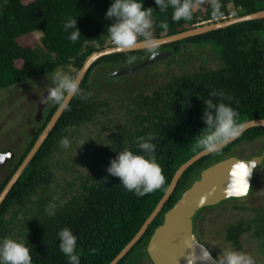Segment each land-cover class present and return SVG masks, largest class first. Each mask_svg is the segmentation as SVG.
<instances>
[{"label": "trees", "instance_id": "obj_1", "mask_svg": "<svg viewBox=\"0 0 264 264\" xmlns=\"http://www.w3.org/2000/svg\"><path fill=\"white\" fill-rule=\"evenodd\" d=\"M110 2L111 0H0V90L30 77L51 74L54 69L61 67H70L69 73H77L85 58L105 47L106 40H110L107 27L114 20L105 17ZM190 2L192 6L198 4L191 17L173 21L171 7L159 12L154 0H143L144 8L151 7L154 10L153 37L180 32L202 21H219L264 8V0ZM258 2L261 4L259 7ZM70 16L76 17L81 34L75 42L70 41L69 32L63 30V22ZM36 31L40 32L39 37H36ZM262 31L264 19H259L157 46L155 51L169 49L173 52L168 59L171 63H176L178 70L166 69L163 77L139 87H125L126 91L106 85L111 80L107 75L113 69L107 70L101 64L107 67L114 64H120L121 67L135 65L146 58L151 50L115 53L96 60L80 84L85 97H72L51 133L1 203L0 238L10 236L28 243L32 264H69L68 258L59 250L57 235L61 228L68 227L78 237L80 264H108L154 209L175 170L203 149L199 139L206 131L203 119L205 100L212 99L214 103L231 105L237 113L238 123L255 118L264 119V41L259 36ZM140 40L143 37H139L138 41ZM206 42H211L218 50L221 60L219 65L195 69L175 62V56L184 46L202 45ZM110 45H113L111 40L107 46ZM129 57L135 59L129 60ZM165 60L167 59L163 61ZM98 65L100 69L92 74L93 68ZM99 80H102V84H97ZM102 88L108 89L100 91ZM213 91L217 93L216 96L210 95ZM220 93L223 95H219ZM56 107L54 101L47 104L43 119L38 122L34 136L22 153H14L12 159L8 158L0 191ZM101 116L104 119L113 116L117 118L115 129L112 128L111 131L112 142L101 150L107 156V161L97 169V160H94L96 176L81 175L79 180L83 181L73 194L62 197L59 201L54 199L52 183L57 178V172L52 165L57 161L53 157L54 153L61 149L60 139L70 135L80 136L79 129L91 123L97 125ZM149 134L155 137L152 141L156 145L154 155L165 180L161 188L138 197L120 184L119 177L111 176L107 168L120 149L143 154L136 138L147 137ZM258 137L264 138V127L249 128L233 142L202 157L187 168L163 209L117 264H129L134 253L135 264H139L142 262L139 254L142 252L152 264L144 250L149 237L162 223L163 213L173 206L194 175L212 160L215 161L218 154H227L238 143ZM198 146L200 148L196 149ZM49 202L56 205L55 215L45 212ZM238 229L231 228L225 235L235 247L239 244L238 237L242 232L237 231ZM262 235L260 245L264 249V227L257 226L254 236Z\"/></svg>", "mask_w": 264, "mask_h": 264}, {"label": "rangeland", "instance_id": "obj_2", "mask_svg": "<svg viewBox=\"0 0 264 264\" xmlns=\"http://www.w3.org/2000/svg\"><path fill=\"white\" fill-rule=\"evenodd\" d=\"M197 5L196 3L192 6L191 13L196 10ZM257 6L259 7L261 4L258 2ZM35 35L39 37L40 32L36 31ZM259 36L264 41V31ZM109 44L110 40L108 39L104 46ZM174 59L175 62L182 64V66L189 65L190 67H195V69L198 67L213 68L221 62L218 50L211 42H206L202 45L184 46ZM175 65L176 63H171L169 59L162 60L128 74V77L112 78L106 85L115 86L120 90H124L123 88L125 87H139L147 84L146 82L152 83L156 79L163 77L166 69L177 71L178 69L176 70V68L178 67ZM65 68L61 67L58 69L69 73L70 67ZM52 74L30 77L21 83L0 90V153L6 152L9 149L17 155L21 154L29 140L34 136L39 126V123L34 121L36 103L39 101L40 94L50 84ZM107 89L102 88L100 91H107ZM52 101L50 99L48 104ZM116 121L117 118L115 116L109 119H104L101 116L97 125L94 126L91 123L79 129L80 136H68L67 138L70 141L69 148L61 146L60 151L58 150L54 153L53 157L57 161L52 166L53 170L57 172V178L52 183V187L55 191L54 198L56 200L59 201L60 198L73 194V191L83 181L79 180L81 175L91 174L96 176L93 169L95 168L93 166L94 160H97V169L104 166L107 156L101 150L107 148L112 142L111 131L112 128L113 130L115 129ZM260 147L261 143L259 141H243L235 145L232 151L242 154L244 152L247 156L259 150ZM198 148L200 146L196 147V149ZM225 157H227L226 154L220 153L215 158L216 160H221ZM4 176L5 170L1 169L0 182ZM249 193L251 196L246 199L230 201L215 208L206 209L201 213V222L199 221L201 229L199 228L198 230L202 241L207 243L217 255L225 248H233L250 254L255 264H264V249L259 247L260 241L251 232H244L238 238L239 244L235 247L230 241L225 239L222 228L223 224H225L232 227L240 226L247 229V231L252 230L253 224L251 221L255 211L264 209V169H257L254 173ZM215 231H217L216 234ZM144 250H146V247ZM139 251L142 252L141 249ZM139 256L142 260L139 264H151L143 252ZM135 257L134 253L128 263L135 264Z\"/></svg>", "mask_w": 264, "mask_h": 264}, {"label": "clouds", "instance_id": "obj_3", "mask_svg": "<svg viewBox=\"0 0 264 264\" xmlns=\"http://www.w3.org/2000/svg\"><path fill=\"white\" fill-rule=\"evenodd\" d=\"M154 3L158 6L159 12H164L171 7L173 21L191 17L192 4L190 0H154ZM214 7L216 6L214 5ZM153 11L151 7H143V0H111L105 17L114 20V22L107 27V32L118 51L133 49L138 43V38L143 37V43L151 50V54L155 55L158 41L152 34ZM206 23L208 22L206 21ZM63 30L69 32L68 39L72 42L77 41L81 36L77 28L76 17H68L63 22ZM134 59L135 57H129V60ZM80 80V72L71 74L58 68L54 69L51 82L47 87L48 95L43 100L52 99L58 109H65L69 98L85 97L86 94L80 87ZM210 95L216 96L217 93L213 91ZM219 95L222 96L223 93ZM204 103L206 108L203 119L206 131L200 137L199 143L205 152L219 151L222 146L238 137L247 125L237 122V113L231 105L223 102L214 103L212 99H207ZM136 139L139 142L138 148L143 151V154L134 153L129 149H120L115 158L110 160L107 172L111 176L119 177L120 184L126 190L142 197L161 188L165 178L154 155L156 145L152 141L155 137L149 134L147 137L140 136ZM60 145L63 148H69V139L62 137ZM240 167L242 170L246 168L243 164ZM251 171V168H247V171L243 173L242 183L245 191L249 188L247 177ZM55 208L56 205L49 202L45 212L48 215H55ZM57 235L59 250L68 258L69 264H80V254L77 252L78 237L68 227L61 228ZM187 247L190 245L187 244ZM200 249L199 257L194 254L190 255L187 258V264H195L197 259L201 261L213 259L211 252L204 245H201ZM0 264H32L28 243L10 236L0 238ZM215 264H255V262L252 256L244 251L225 248L215 258Z\"/></svg>", "mask_w": 264, "mask_h": 264}, {"label": "water", "instance_id": "obj_4", "mask_svg": "<svg viewBox=\"0 0 264 264\" xmlns=\"http://www.w3.org/2000/svg\"><path fill=\"white\" fill-rule=\"evenodd\" d=\"M259 19H264V8L240 16H229L228 18H225L223 20H216L214 22L196 25L192 28L160 36L155 39L158 41V46H161L176 41H181L190 37L202 35L211 31L224 29L238 23ZM143 49L148 48L143 43V40H140L138 41L137 45L130 50L118 51L114 45H110L92 52L85 58L82 66L78 70V72L81 73L80 84L82 83V80L84 79V76L89 68L99 58L115 53L130 52ZM172 54L173 52L169 49L155 51V55H152L150 53L146 58L136 63L135 65L117 69L110 74L109 78L131 74L137 70L151 66L156 62L168 59ZM47 95L48 93L46 88V90H44L40 94L39 101L36 103V113L34 116L35 122H40L43 119L44 110L47 107V101H44L43 99L46 98ZM71 99L72 97L67 101V106ZM65 109L61 110L58 109V106L56 107L55 111L34 141L33 145L0 191V205L7 197L8 193L11 191L12 187L17 182L24 169L30 163L40 146L51 133ZM244 124H246L247 126L244 128L242 133L252 127H264V119L255 118L246 121ZM238 137L231 140L229 143L233 142ZM226 145L222 146L221 149ZM213 152H205L204 149H201L186 161H184L182 164H180V166L175 170L170 183L168 184L164 194L155 205L154 209L144 220L143 224L140 226L135 235L126 243L125 246H123L119 253L108 264H117L137 243V241L147 230L151 222L163 209L165 202L173 193L178 180L185 172V170L202 157L208 156ZM11 157H13V152L11 150L0 153V166L4 164L8 158ZM263 157L264 154L260 157H252L245 160L231 156L219 160L204 168L200 172L199 178L194 180L190 184V186L181 193L180 197L176 200L173 206L163 213L162 223L153 230L151 236L149 237L146 246V252L152 264H187V258L190 255L194 254L199 257V255L201 254L200 246L203 244L199 242L193 234V216L201 208L216 205L219 202L228 199L229 197L246 196L250 188L253 170L260 164ZM242 164L246 166V168L243 170L240 167ZM247 168H251L252 171L247 177L249 188L245 191L242 183V178L243 173L247 171ZM187 244H189L190 247H187ZM211 256L213 258L212 260L201 261L197 259V261H195V264H215V257L212 254Z\"/></svg>", "mask_w": 264, "mask_h": 264}, {"label": "flooded vegetation", "instance_id": "obj_5", "mask_svg": "<svg viewBox=\"0 0 264 264\" xmlns=\"http://www.w3.org/2000/svg\"><path fill=\"white\" fill-rule=\"evenodd\" d=\"M143 60V59H142ZM111 66V65H110ZM129 65H125L124 67H128ZM101 67H103V68H105V69H107V70H112V72L111 73H113L114 71H116L117 69H120V68H122L121 66H120V64H114V66H111V67H107V66H105V65H103V64H101ZM100 69V66L98 65V66H95V68L92 70V74H95L98 70ZM111 73H108V75H107V77L109 78V76H110V74ZM126 77H128L127 75H125ZM121 77H123V76H117V77H114V78H116V79H118V78H121ZM110 79H112V78H110ZM98 80V79H97ZM102 82V80H99L98 81V83L97 84H102L101 83ZM123 89H126V88H123ZM50 99H48L47 100V104H48V101H49ZM104 130V129H103ZM261 139H263V140H261ZM257 141H259L260 143H261V147L259 148V150H257V151H254V152H252L250 155H245L244 154V152H243V154L242 153H235V152H233L232 151V149H230V151L226 154L227 155V157H231V156H233V157H237V158H240V159H245V160H247V159H250V158H252V157H260V156H262L263 154H264V138H262V137H258V138H256V139H253V140H251V141H249V142H257ZM248 142V141H247ZM263 143V144H262ZM233 148V147H232ZM9 150V149H8ZM13 156H14V153H13ZM227 157H225V158H227ZM13 157H11V159H12ZM224 158V159H225ZM8 160V159H7ZM222 160V159H221ZM217 161H219V160H215V161H211V163L210 164H208L207 166H209V165H211V164H213V163H215V162H217ZM6 164H7V161L4 163V164H2L1 166H0V170L1 169H4V167L6 166ZM206 166V167H207ZM206 167H204V168H206ZM203 168V169H204ZM203 169H201L197 174L196 173H193V174H196V175H194V177H193V179H192V181L190 182V184L194 181V180H196V179H198L199 178V175H200V172L203 170ZM257 169H264V157H263V159L261 160V162H260V164L257 166V167H255L254 168V170H253V174H252V178H253V176H254V173L256 172V170ZM252 178H251V181H252ZM190 184L188 185V187L190 186ZM250 186H251V182H250ZM249 190H250V188H249ZM248 193H249V191H248ZM247 193V195L246 196H244V197H229L228 199H226V200H223V201H221V202H219L218 204H216V205H212V206H207V207H210V208H215V207H217V206H219V205H221V204H224V203H227V202H230V201H239V200H242V199H246V198H248L249 196H251V194L249 193L248 194ZM206 209H203V208H201L200 210H198V212H196L195 213V215L193 216V218H192V229H193V234L195 235V237L197 238V240L199 241V242H201L203 245H205L206 247H207V249L211 252V254L216 258L218 255L211 249V247H209L208 246V244L207 243H204L203 241H202V239L200 238V234H199V228H200V226H199V221L201 222V213L202 212H204ZM251 223L253 224V228H252V230H250V231H247V229L245 230V228H243V227H238L239 229L237 230V231H242L241 232V234H240V236L244 233V232H251V234L254 236V233L256 232V230H257V226H259V227H264V209H260V210H256L255 211V214H254V217L252 218V221H251ZM222 228H223V232H224V235H226V232L228 231V230H231V228H234L235 229V227H232L231 225H229V226H226L225 224H223V226H222ZM201 229V228H200ZM217 233V231H215V234ZM239 236V237H240ZM238 237V238H239ZM256 239H258L260 242L262 241V239H263V235L261 236V237H256V236H254ZM225 239H226V237H225ZM260 242H259V247L261 248V245H260Z\"/></svg>", "mask_w": 264, "mask_h": 264}, {"label": "built area", "instance_id": "obj_6", "mask_svg": "<svg viewBox=\"0 0 264 264\" xmlns=\"http://www.w3.org/2000/svg\"><path fill=\"white\" fill-rule=\"evenodd\" d=\"M204 23H206V21H202V22H200L199 24H204Z\"/></svg>", "mask_w": 264, "mask_h": 264}]
</instances>
